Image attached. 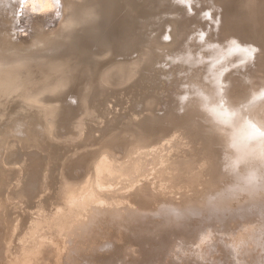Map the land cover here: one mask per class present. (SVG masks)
<instances>
[{
    "label": "rangeland",
    "instance_id": "rangeland-1",
    "mask_svg": "<svg viewBox=\"0 0 264 264\" xmlns=\"http://www.w3.org/2000/svg\"><path fill=\"white\" fill-rule=\"evenodd\" d=\"M224 1L226 0H221V1L220 0H213V1L212 0L211 1L210 0H152V1L130 0L129 3H127V5L126 4L120 5L117 8L118 14H120L121 11L127 14L126 15L124 13L122 15L121 12V15H118L120 19V23L118 24L111 21L114 16L117 17L116 15L117 13L112 15L109 11V16H108L109 20L106 21L107 23H104L106 24L105 26L103 25V27H100V30H98L100 32L103 30L102 32L104 34L102 35L104 37L101 35L102 33L101 32L99 33V35H101L102 38L96 40L94 39L92 40L91 38L89 44L84 50L86 51V54L89 53L86 57L88 58V60L91 58L90 59L91 61L94 59L97 62L96 66L94 67L96 72L95 73L93 72L94 68L92 70V65H89V67L84 66V69L81 72L79 71V74L77 73L78 76L77 74H75V76L72 75L65 67L59 68L57 72V75L60 76L61 78L66 79V76H68V78L70 76L71 77L69 78L68 82L66 80L68 85L64 93L62 92L61 94H59L60 100L57 99L52 103L54 106H56L57 109V112L55 113L53 118V123L56 120V122L54 123V128H56L57 131L56 130L55 131L57 132L58 135L54 133L53 130V134L52 136H50V138L53 139L51 141L52 142L51 144L53 146H58L60 148V151L56 155L54 160L50 159L49 151L45 150L44 148H41L36 144L29 143L28 141L26 143V146L20 148L18 145L14 144L15 145L14 149L17 152L16 157L12 158L10 156L11 152L10 153L5 152L4 146L6 144L10 142L15 143V140L16 141L19 140L20 137L17 136L18 134H20L21 136L23 135L22 137L30 136L31 131L29 130V128H33L32 120L30 119L11 120L9 123H7L6 127L1 129L0 164L3 163L1 165L10 168L13 170V172H15V178L12 181V187L20 189L24 178L25 179L27 178L28 171L33 170L39 173V179H40L39 180L40 185L38 186L39 191L34 196V198L37 200L41 198L43 195H49L51 197L49 203L47 204L49 206L46 207V209H48L46 210L47 213L49 212L48 214H50L51 216L48 215L46 212H44L41 215H35V218L41 220L43 225H47V230L45 232H42L43 233L42 236H44L42 238L46 242L48 241L47 242L48 244H46V246L49 245V247H51L52 250L55 249V252L52 253L50 251L46 257H43V260H45V263L43 264H50L51 260L55 262L54 259L56 258L61 259L62 258L61 255H64L63 258H65L67 257V255L73 254L72 253L73 249L75 250V254H80V256L83 254L85 250L88 251L87 248L85 249L83 246H78L80 241H77V238H72L69 231L68 230L65 231V229L62 231L63 235H65L63 236V238L66 240L64 242L68 243L69 246L68 244L64 243L65 244L64 246L67 245V248L64 247L65 248L64 251L61 250L60 248L62 247V245L59 243L60 242L59 237H61L62 233H59L58 231L57 232L54 231L58 226H60V222L56 223V221L61 220L60 218L58 219V216H60L61 218H63V216L67 218L66 214L64 215L62 214L65 213L64 208L62 207L64 206L65 209L67 208L66 201L64 198L66 197L65 196L66 194L64 192L65 185H68L70 188H72L74 193H76L80 190L79 188H81L82 185L88 180L90 182V186L92 185L91 191L92 194L95 195V197L96 195L98 197L101 196L102 194L104 196L107 195L112 198L114 197L113 199H117L123 204V205H119V207L127 206L128 208H132L133 210L138 211L139 213L145 215L144 220H139L138 222H133V224L132 223L129 224L128 221H123L122 218L123 216L118 214V218H117L116 217L117 214H114L111 216L115 218L109 221L105 220L107 226L106 229L98 227V230L101 231L99 233L104 234L105 237L99 240L98 237H96L92 243L95 244V246H97V248L99 249V252H97V254L101 253L102 255H104L102 256L104 258L107 259L113 258L114 254L119 251L122 254L123 260L131 264L134 263L135 264H225L227 257L229 255H232V257L236 258L239 263L241 262V264L244 263L264 264V246L263 248H259V249L256 248L254 250L256 244L252 241L241 242L237 247H235V251H233V253L230 252L229 255H227L226 253V251L229 250L228 247L231 246L230 244L236 240L235 235H229V233L233 232L234 228L238 226L240 227L243 223L242 217L246 213V210L243 207L248 202H254L253 204H256V200H258L262 194L264 196V121L262 125L254 124L255 122L251 121V115L249 113L250 109L248 108L249 107L248 104L251 105L252 103L254 102L257 103L259 100H261L263 98L262 95L255 93L251 102H246L245 96L244 98H242L241 95V97L236 101V104L234 105L235 108L233 109L231 107L233 105H231L228 101H225L226 99H224L223 95L226 96L228 93L234 94L233 84H235V82L238 83V87L240 88L241 91L243 90V92L249 91L250 87L254 85L253 82L250 84L251 77L253 74V71L250 69L254 68L255 66L254 63H257L254 62L256 61L255 58H257L256 55L262 52L260 50H262L264 43L262 44L261 40L264 39L263 38L264 35H262V33L260 32L261 29H259V27L256 28V26H254L253 24L252 27L250 26L251 23L249 22V18L246 15V6L242 8L243 4L246 5L247 0H244V3L243 0H240L241 3L243 4H237L240 3L239 0H235V3L234 2L231 3L232 0H227L229 2L227 1L224 2ZM259 2L261 1L259 0ZM263 2H261L262 6H264ZM213 3L214 5L218 6L217 9H216L217 6H214ZM261 3L259 4L261 5ZM138 4L140 5V8ZM208 5L209 7H207ZM260 5H258V8ZM210 7L212 8L210 9ZM261 9L264 10V7L259 8L260 11ZM134 10L136 12V16ZM263 10L262 13L264 15ZM140 11L142 12L140 13ZM206 11H210V12H208L207 14ZM262 13L258 12V14L261 15ZM261 15H259L260 18ZM263 15H262L263 19L261 20V24L264 29ZM171 18H173V20ZM245 20H247V24L250 23L248 24V27H250V29L254 28L253 30L251 29L252 31L249 30L248 27H246V30L248 29L247 31L244 29L245 25L247 26V24H245L246 22ZM185 21H188L190 23ZM241 23L245 24L244 26H241L242 30L240 32L242 34L239 32L240 30L239 25ZM185 26H187V28ZM181 27L183 29L185 27L184 29L185 31L181 30ZM135 28L137 31L135 30ZM189 28L192 29L190 30ZM255 29H258V31ZM98 31H96V33ZM128 32L130 33L128 34ZM225 32H227V34ZM243 32H245L244 33L245 35L243 34ZM246 32L248 34L250 32L251 34L248 35L246 34ZM255 32H258V34L256 33L258 37L263 36L261 38L260 37L258 38L259 40L261 39L260 40L261 42H259V40L257 41L259 42L260 48L259 47L257 48L258 44L255 47L256 45V40H254ZM183 33L186 35L185 37L183 36L184 35ZM188 33H191L192 35L191 34L188 35ZM252 34L254 36H252ZM105 35H106L105 40L108 46H106V44L104 45L105 42H103ZM241 35L243 36V38L241 37ZM247 35L250 37L248 38L245 37ZM190 36L193 38H191ZM219 36L221 37L223 36L222 38L223 40L219 38ZM238 36L240 38H237ZM189 37L191 39L189 40V42L193 40L192 42L194 43L191 42L192 43L191 44L188 42ZM252 37L255 44L252 42V39L250 43L247 41L250 40L249 38ZM233 38L238 39L237 40L238 45L236 43L237 48H239L240 45L243 46L242 48L240 46V48L237 49L238 51L242 49L241 52L239 53L236 50V46H234L235 43H232L235 40ZM241 38L245 40L242 41ZM100 39H102L103 41L101 40L102 41L101 42ZM231 39L233 41H229ZM239 39H241L240 41L244 42L245 44L247 41V43H249L250 45L249 46L246 45V46L249 48H247L243 43H240L239 45L240 42ZM182 41H185L186 45L187 44L189 45V48L188 45L186 46L185 42ZM219 41L221 44L219 43ZM230 42L231 44H234L232 45L234 47H231V45H229ZM227 43L229 44L227 45ZM252 43L254 44V48L253 45H251ZM190 45L191 47L193 45H196L195 46L196 50L193 49L194 47H192L191 49ZM260 45H262V47ZM228 47H230L231 50ZM245 47L247 48V51L249 53L246 52ZM234 48L235 50L232 51V49ZM250 48L252 51H250ZM189 49L194 51L193 52L191 50L189 51ZM256 49L258 50L260 49V50L258 51ZM201 50H203V52ZM215 50H217L219 54ZM228 50H230V52ZM187 51L191 52L190 54H195V55L198 54L196 55V57L198 56L200 60H198V58H195V61L193 60V65L195 66L192 65L191 67V65H189L191 64L192 59L194 58L195 55L191 56L192 58L190 57L191 59H189L190 54L188 55L185 54L188 53ZM227 52L228 54L229 53L230 54L228 55ZM251 52H255L256 55ZM234 53L237 54L238 57H236L237 59L234 58L232 60L231 58H233V56L234 57L237 56ZM240 53L243 56H240L241 55ZM262 53L258 55L259 59L264 58L263 57L264 52ZM203 54H207V55H203ZM215 54L217 56L220 55L219 58H217ZM225 54L228 55V56L226 55V58L233 55L228 59L232 61L231 62L232 65L237 64L239 66H232V65L228 66L229 65L228 62L230 60L225 59V57L223 56ZM182 55L184 56L187 55L188 59L191 60V62L186 61L187 59L183 60L184 57ZM261 55H263L262 58ZM244 56L246 59L244 58ZM253 56L256 57L254 58ZM239 57H241L242 59ZM202 58L204 60H202ZM212 58H214L215 61H213ZM205 60L209 63L212 60L213 61L212 65L217 67L215 68L214 66L209 67V65L210 66L212 65L205 62ZM222 60L227 62L223 64ZM198 61H200L199 63L201 64H203L204 62L207 63V65L209 64L208 68L209 69L212 68L211 71H209V69L208 71L207 69L204 70V68H207V65L206 67L202 68L203 66L201 64H198ZM257 61L260 62V60L258 59ZM179 62L180 63L182 62L183 64H179ZM185 62L188 63L189 65L188 67H186L187 63ZM215 63L217 65H215ZM249 63L252 65V67H250ZM218 65L220 67H218ZM245 65L250 67V68L247 67L249 69L248 71L246 70L247 68H244L246 67ZM181 66H184L185 68L184 67L182 68ZM87 68L88 70L85 71ZM189 68L191 69L190 71ZM201 69H203V71ZM223 70H226V72L224 73ZM217 72L221 74H217ZM234 72L237 73L240 72L241 75ZM241 72L245 76L242 75ZM97 73L99 76L96 75ZM212 73L213 74L215 73L216 76L215 74L213 75ZM243 76L245 77V79L243 78ZM242 78L243 80H241ZM229 79L231 80L229 81ZM128 91L130 92L132 91L133 93H135V96L128 99V102L126 101L127 104L126 106L125 104L120 105L121 102L118 100V97L125 95L126 92ZM241 91L240 94L242 93ZM66 96L68 97L65 99ZM221 97L223 100L221 99ZM69 99L74 101L75 105L67 104V101ZM143 99L145 100V102ZM215 100L217 101L215 102ZM195 101H199L202 107L206 109L210 108V110L214 111V116L216 117V121H211L210 117L206 116L203 113L204 111H202L201 109L200 110L190 109L189 106L192 104V102ZM89 102L91 104H89ZM109 102L110 104H108ZM141 102H143V104ZM227 103H229V105ZM238 103H240V106L243 103L242 106L244 105L245 107L244 110L243 107L238 106L239 105ZM117 104L119 105L117 106ZM255 104H252V106H254ZM131 105L132 107L130 111L129 110L130 107L128 108V106ZM79 106H82L83 109H79ZM136 106L141 108H138ZM117 108H119L118 109L119 111L121 110V108L124 110L127 108L126 112H129V114L123 111H121L120 114V112L115 110ZM238 108L240 109L238 110ZM232 110L239 111V112L238 111L234 112L237 114V116L235 114V118L232 116V114L234 113H230V111ZM244 111L246 113H244ZM227 112L230 114L228 115ZM125 113L127 114L126 116ZM226 113L230 119L225 118L227 117L225 116ZM239 113L243 115V118L245 117L244 120H248L247 121L248 123L253 122L254 126L252 129L255 130V132L257 133L255 134L254 131H252V133L248 132L249 134L245 133V131L248 129L247 127L246 130H243L244 132L242 130L238 131L239 135H236L237 136L236 138L238 139L235 138V143L238 146V153L241 158V161L243 162L239 164L237 163L235 167L236 169L235 174L232 180L228 181L227 183L224 182L223 183L224 185L222 184L223 188L220 190V196L222 198L221 203L215 205L217 208L216 209L213 208L212 212L210 211L211 212L210 215L209 213L206 215H202L201 213H198L199 215L196 214L197 216L196 219L198 220V222L192 224L189 220H187V218L189 219V215H184L181 213V211H179L181 207H185V206L183 205L178 207V205H176V202L166 201L167 205L163 204L162 207L165 206V208L164 207L162 208L161 204L159 206V204H153L152 203L153 201L152 202L150 201V203L146 202L147 206L145 204L143 206L144 208L140 207L141 205L139 203H143V202L142 201L140 202L141 199L139 200V198L141 195H143V193H145L144 195H146L147 192L150 193V195L154 193L152 196H154L155 198L161 196L163 197L167 196L168 199L170 198L186 199L189 197L190 198L195 197V194H197V192L201 190L203 187L201 181H202V176H204L205 167H201L200 162L195 159L197 156H195L194 153H191L193 152L192 150H190L192 149L191 144L193 142L191 137L192 130L200 127L204 135H206L208 131L211 130L215 131L219 135V137L222 138L221 141L223 143L224 152L226 154L228 153L233 154L234 149L232 148V146H229L228 144L231 138L229 136L230 129L227 126L225 127L226 124L223 123L229 122V124L233 128L244 129L245 127L237 128L238 126H236L237 120L235 119L238 118ZM107 114L108 116L106 118ZM117 114L118 115L120 114L119 117L121 116V118L119 119L120 121H118L121 123L117 122L118 125L121 124L120 125L121 128L118 127V129H122L124 134L122 132L123 136L121 135L122 137H120L118 141L112 144L113 147L111 146V148H106L103 150L101 149L102 139L104 138L103 141L107 140L108 138H109L108 140H111V138L114 135V131L117 130V128L115 129V127L117 126L116 124L115 126L108 128L105 122L108 121V118L109 119L117 118L118 117ZM64 117L66 118V120ZM246 117L249 118L246 119ZM152 118H158L165 125L166 123L170 122L168 129L165 130L164 127L165 125H164L163 127L161 126L160 128L156 129L154 133L148 134L146 129V123ZM67 119H70V121H68ZM233 119L234 122H232ZM124 120H126L127 122ZM94 122L96 123V125L94 124ZM219 122L221 126L219 125ZM36 123L38 124V127L42 130L43 126L45 125V122L43 120H39L36 121ZM246 123H243V126L244 124L247 125ZM89 124L90 126H88ZM222 124L224 125L223 127ZM101 126L103 129L101 128ZM62 127L66 131L62 130ZM86 127H92V128H87L89 129L88 132ZM94 127H96L97 129H94ZM70 128L71 130H68ZM99 129L102 131H100ZM94 130L96 131L94 132ZM166 131H168V134H166ZM91 132H94L95 134L97 132L99 133L96 134L97 136L93 137L92 136L93 134L91 135ZM242 134L247 136H244ZM54 135H56L57 137ZM43 136L45 137L46 135L42 131L41 137L44 138ZM144 137L149 139L146 142V144L142 143V139ZM255 137L259 138L258 139L259 142L256 140ZM251 139H253L252 142ZM245 140L246 141L250 140V142H246ZM119 142L121 143V145H118L120 144ZM260 142L261 144H259ZM245 143H247L248 147L250 148H247L246 146L247 144ZM158 144L160 148L158 147ZM114 146L115 147L118 146V148L116 147L117 149H119L118 152ZM121 146L122 148L120 149ZM152 147L153 150H150L152 149ZM188 150L190 152V155L189 152H187ZM249 150L252 151V153L251 151L250 153L253 156L250 155V153L248 152ZM123 151L124 153L126 152L125 154H127L125 155V159H122L124 158ZM191 154L194 155L191 156ZM179 158H183V159L188 158L191 164L192 161H194L196 165L197 164L200 165H197L198 167L196 168L194 166L195 164H192L191 168L184 169L181 171L176 164ZM125 160L127 162L128 161L130 162L125 163L126 162ZM133 160L135 161L133 162ZM123 162L125 164H123ZM128 166L129 168H127ZM173 170H175L176 174H174ZM181 174L185 177L181 178L182 176ZM119 177H121V180H119L120 179ZM161 179L162 181L167 182V188H166L167 191H164L165 194L164 193L162 195L158 194L157 197V193L155 190L152 189L153 188L152 185L153 183H156L157 180H161ZM137 185L138 187H136ZM145 186H147L148 189L147 192H144V189H146ZM141 188H143L142 192L138 191L141 190ZM107 190H110V192L109 191L107 192ZM3 195L7 196L6 194ZM7 201L8 203L20 204L19 197H14V198L9 197ZM222 202H224V204H222ZM156 205L158 206V208ZM58 206H60L61 209H59ZM50 208L52 210H50ZM150 209L152 212L149 211ZM1 210L2 207L0 206V211ZM57 210L58 211L60 210V213ZM125 211L126 210H123L122 212ZM148 211L150 212V214ZM175 211L179 214L175 213ZM214 211H216L214 214V218H215L214 222L216 223V225L222 227L221 229L220 227H212L210 225L205 224L206 221L204 220H207L206 216H208V218L210 217L211 220L212 218L211 214ZM263 214H264V210H263ZM49 216L51 218H54V220L52 219L53 222H51V220L48 219L45 220ZM179 217L181 218L179 219ZM184 217H186V219ZM43 220L45 221L43 222ZM183 220L185 221L184 223L182 222ZM178 223L181 225H179ZM133 225L134 227L131 228ZM189 227H191V229H189ZM132 230L134 231L132 232ZM148 232L150 233V235H148ZM55 233L56 235L53 236V234ZM108 233L112 234L113 236L110 235L107 236ZM262 234H263L262 238H264V233ZM46 235L48 238L46 237ZM148 236H150V238L152 237L151 239L154 240V243L158 241L156 243V246L166 242L165 245L166 246L169 245L168 246L169 249L167 247L165 252H160L158 250L156 253L148 256L141 254L142 252L144 253L149 252L147 250H151V248L154 252L155 250L159 249L161 246L160 245L159 247L156 248L151 247L153 241H149L148 238V242H147L146 237ZM130 238L133 240L132 242H129ZM51 239L55 241H52ZM138 242L141 243L142 247L137 248L135 250L133 246H135L134 244ZM16 245L13 244V246H11V244L6 245L5 243L0 246V254H1L0 264H7V263L22 264V261L23 264H36L35 261H37L38 258H41L39 257L41 255V252H39V248L43 244H40V242L30 243V236H27L26 246L24 241H22L21 246H16ZM15 249L17 250L19 256H17L18 254L16 253ZM19 250L21 251L19 252ZM251 250H253V252H251ZM13 251L16 253V256L15 254L13 255V253L12 255L11 253H9ZM89 251L91 255L92 252L91 250ZM109 261H112V259ZM73 264H85V261L80 260ZM107 264H109V262Z\"/></svg>",
    "mask_w": 264,
    "mask_h": 264
},
{
    "label": "bare ground",
    "instance_id": "bare-ground-1",
    "mask_svg": "<svg viewBox=\"0 0 264 264\" xmlns=\"http://www.w3.org/2000/svg\"><path fill=\"white\" fill-rule=\"evenodd\" d=\"M129 1L130 0H0V131H1L2 128L6 127L7 123H9L11 120H15V119H30V120L33 121L32 122L33 128H29V130L31 131L30 132V136L22 137L23 135L21 136L20 134H18L17 136L20 137L19 140H17V141L15 140V143L14 142H10V143H8V144H6L4 146L5 152H7V153L11 152L10 156L12 158L16 157V153H17L16 150L14 149V146L18 145L19 148L20 147H24V146H26V143L28 141L29 143L36 144V145L40 146L41 148H44L45 150L49 151L50 152V159L51 160L55 159L56 155L60 151V148L58 146H53L51 144L52 143L51 141L53 139L50 138V136H52L53 130H54V133L57 134V132H56L57 130H56V128H54V123L56 122V120L53 123V118H54L55 113L57 112V109H56V106H54L52 103H53V101H55L57 99L60 100L59 94H61L62 92L64 93V91L66 90L67 85H68L67 82H68L69 78L71 77L70 76L68 78V76L65 75L66 79L61 78L60 76L57 75V72H58L59 68L65 67V68L68 69V71L72 75L75 76V74H77V73L79 74V71L81 72L84 69V66H88L89 67V65H92V70H93V68L96 66L97 62L94 59L91 61L90 60L91 58L89 59L90 60L89 61L88 58H86L89 53L87 52L88 54H86V51H84V50L86 49L87 45L89 44L91 38H92V40L93 39L96 40V39L102 38L101 35L104 34L102 32L103 30L101 31L102 33L100 31H98V30H100V27H103V25L105 26L106 24H104V23H107L106 21L109 20V17H108L109 16V11H110V13L112 15L116 14L117 13V8L120 5H124V4L127 5V3H129ZM226 1H224V2H226ZM260 1L263 2V0H260ZM227 2H229V1H227ZM232 2L235 3V0L234 1L232 0L231 3ZM239 2L240 3H237V4H243L244 0H243V3H241L240 0H239ZM261 2H259V0H247L246 1V5L243 4L242 8H244L246 6V15L249 18V22L251 23V24L250 23H248V24H250L251 27L253 25L256 26V28L259 27V29H261L260 32L262 33V35H264V29H263L262 24H261V20L263 19L262 18V15H263L262 10L263 9H261V11L259 10V8L264 7V6H262ZM181 3H183V2H181ZM259 3H261V5ZM151 4H153V3H151ZM263 4H264V2H263ZM211 5H212V3H211ZM213 5H214V3H213ZM258 5H260L261 7L259 6V8H258ZM138 6L140 8L139 4H138ZM214 6H217V5H214ZM239 6H241V5H239ZM207 7H209V5ZM211 8L212 7H210V9ZM217 8H218V6L216 7V9ZM155 9H158V8H155ZM138 10H141V9H138ZM203 10H204V8H203ZM121 12H120V14L117 13L116 14L117 17L114 16L111 21L116 23V24L120 23V19H119L118 15H121ZM134 12H135V10H134ZM141 12L142 11H140V13ZM206 12L208 14V12H210V11H206ZM215 12H216V10H215ZM258 12H261L262 15L258 14ZM124 13L122 12V15ZM138 14H137V16H138ZM182 15H183V13H182ZM259 15H261V18H260ZM130 16H132V15H130ZM135 16H136V12H135ZM139 17H138V19H139ZM159 17H161V16H159ZM185 17H186V15H185ZM171 19L173 20V18H171ZM245 21H246L245 24H247V20H245ZM185 22H188V21H185ZM188 23H190V22H188ZM181 24H183V23H181ZM181 24H179V25H181ZM245 24L241 23L239 25V29H240L239 32L242 30L241 26H244ZM248 24H247V26L245 25V28H244L245 30H246V27H248ZM188 25H190V24H188ZM185 27L187 28V26H185ZM185 27H184V29H185ZM101 29H104V28H101ZM152 29H154V28H152ZM184 29L181 27V30H184ZM189 29L191 30L192 28H189ZM248 29L249 30H251V29L253 30L254 28L250 29V27H248ZM135 30H136V28H135ZM255 30L258 31V29H255ZM96 31H98V32L96 33ZM173 31H175V30H173ZM176 32H177V30H176ZM227 32H225V33L227 34ZM250 32H249V34L246 32V34L250 35L251 34ZM99 33H101V35H99ZM123 33H124V31H123ZM129 33L130 32H128V34ZM244 33L245 32H243V34ZM256 33L258 34V32H255V36L253 35L254 33L252 34V36H254V40H256L255 47L258 44V46H257V48H258L259 47V42L262 41L261 43L262 44L264 43L263 42L264 41V39H263L264 37L261 36V37H263L262 38L263 40L260 39L261 40L260 41L258 39L260 36L258 37L256 35ZM261 33H259V34H261ZM189 34H191V33H188V35ZM248 35L245 36V37H247V38L250 37ZM183 36L185 37L186 35L184 34ZM190 37H189V39L187 38L188 42H189V40H191ZM241 37L243 38L242 35H241ZM255 37H256V39H255ZM191 38H193V37H191ZM219 38L222 39L223 36L222 37L219 36ZM237 38H240V37L238 36ZM105 39H106V35H105L104 41L102 39H100V41L102 40L103 42H105L104 45L106 44V46H108ZM233 39H235V38H233ZM241 39H239V41ZM249 39L250 40H247V39L246 40L250 43V41L252 39V42L254 43L253 37L249 38ZM181 40H183V39H181ZM237 40L238 39H235L234 42H232V43H235V45L231 44V42H230V44L227 43V45L229 44V45H231V47L236 46V50H237L241 46L240 43L245 44L244 42H242L245 39L244 40L242 39V41L239 42V45H240L239 48H237V45H238V41ZM258 40H259V42H257ZM185 41H182V42H185ZM192 41H190L189 43H191ZM194 41H195V39H194ZM229 41H233V40L231 39ZM247 41H246L245 46L246 45L247 46L250 45L249 43H247ZM97 42H95V43H97ZM186 42H185V45H186ZM192 43H194V42H192ZM219 43H220V41H219ZM236 43H237V45H236ZM253 43L251 45H253V48H254V44L255 43L254 44ZM117 45H119V44H117ZM227 45H226V47H227ZM232 45H234V46H232ZM195 46L196 45L192 46V47H194L193 49H195ZM260 46L262 47V45H260ZM192 47L190 45L191 49H192ZM226 47H225V50H226ZM242 47L243 46H241V48ZM188 48H189V45H188ZM228 48L231 50L230 47H228ZM247 48H249V47H247ZM247 48H246V52H248ZM191 49H189V51ZM185 50H186V48H185ZM230 50H228V51L230 52ZM233 50H235V48L232 49V51ZM241 50L242 49H240V51L237 50V52L239 53V52H241ZM256 50H258V49H256ZM189 51H187L188 53H185V54H187V55L190 54L191 52H189ZM191 51L193 52L194 50H191ZM201 51L203 52V50H201ZM215 51L217 52V50H215ZM243 51H244V49H243ZM250 51H252L251 48H250ZM260 51L264 52V45H263L262 50H260ZM195 53H197V52H195ZM251 53L255 54V52H251ZM257 53H260V52H257ZM227 54H228V52H227ZM227 54L223 55L226 60L229 57L233 56V55H231L228 58H226ZM260 54H257V55L255 54L257 56V58H255L256 56L255 57L253 56L256 59V61H254V62H257V63H254L255 64L254 68L250 69V70L253 71V74L251 72L252 77H251L250 84L253 82L254 85H252L250 87L249 91H245V92H243V90L241 91L240 88L238 87V83L235 82V84H233L234 85V87H233L234 94H229L228 93L226 96L223 95L224 99H226L225 101H228L233 106L236 104V101L241 97V95H242V98H244V96H245L246 100L245 99L244 100L246 102H251L255 93L262 95L263 98L261 100H259L257 103L256 102L252 103V104L256 103L254 106H252V104L251 105L248 104V106H249L248 108L250 109L249 113L251 115V121L255 122L254 124H258V125H262V123L264 121L263 120V118H264V58H262L263 55H261L262 59H259L258 55H260ZM187 55H185L186 58H185L184 55H182L184 57L183 60L187 59L186 61L191 62V60H189V59H191L192 58L191 56H193L195 54H190L189 55V59H188ZM196 55H198V54H196ZM196 55L192 59L191 64H189V65H191V67L193 65V60L195 61V58H198V56L196 57ZM203 55H207V54H203ZM235 55H237V54H235ZM219 56H217V58H219ZM240 56H243V55L241 54ZM236 57H238V55L235 56V57L233 56V58H231V59L233 60ZM239 58H241V57H239ZM244 58H245V56H244ZM257 59L260 60V62H258ZM198 60H200V59L198 58ZM202 60H204V59L202 58ZM212 60L215 61L214 58H212ZM212 60H211L210 63L207 62L206 60H205V62H207V63L212 65L213 64ZM223 60H224V58H223ZM223 60H222V62H223V64H225V62H227V61H223ZM228 60H230V59H228ZM179 61H181V60H179ZM199 62L200 61H198V64H201ZM201 62H203V61H201ZM231 62H232L231 60L228 62V64H229L228 66L232 65ZM235 62H233V63H235ZM185 63H187V62H185ZM204 63L201 64L203 66L202 68L206 67V65H207V63H205V66H204ZM216 63H215V65H217ZM179 64H183V63L179 62ZM249 64H247V65H249ZM189 65L187 63L186 67H188ZM208 65H207V68H204V70L207 69V71H208V69H209ZM219 65H218V67H220ZM193 66H195V65H193ZM213 66L214 65H212V66L209 65V67H213ZM225 66H227V65H225ZM232 66H239V65L236 64V65H232ZM240 66H242V65H240ZM181 67L183 68L184 66H181ZM215 67H217V66H214V68ZM247 67H249V66H246L244 68H247ZM250 67H252L251 64H250ZM211 69L212 68H210L209 71H211ZM225 69H227V68H225ZM87 70H88V68L85 71H87ZM190 70L191 69L189 68V71ZM201 70L203 71V69H201ZM246 70L248 71L249 69L247 68ZM212 71H214V70H212ZM221 71H222V69H221ZM221 71H218V72H221ZM93 72L94 73L96 72L95 68H94ZM199 72H200V70H199ZM218 72H217V74H221V73H218ZM223 72L225 73L226 70H223ZM227 72H228V70H227ZM231 72H232V70H231ZM215 73H216V71H215ZM234 73H237V72H234ZM78 74H77V76H78ZM83 74H84V72H83ZM207 74H208V72H207ZM237 74H240V72L237 73ZM96 75H98V73ZM242 75H244V74L242 73ZM215 76H216V74H215ZM244 76H243V78L245 79ZM243 78L241 80H243ZM66 80H67V82H66ZM230 80L231 79H229V81ZM70 81H71V79H70ZM220 81H221V79H220ZM225 86H227V85H225ZM69 87H71V86H69ZM119 88H120V86H119ZM211 89H213V88H211ZM118 90H120V89H118ZM70 91H71V89H70ZM207 91H209V90H207ZM207 91H206V93H207ZM240 91L242 92L241 94H240ZM208 93H210V92H208ZM134 96H135V93H133L132 91L131 92L128 91V92H126L125 95H122V96L118 97V100L121 102L120 105L121 104H123V105L125 104V106H126L127 105L126 101L128 102V99H130L131 97H134ZM67 97L68 96H66L65 99ZM217 98H219V97H217ZM221 99H222V97H221ZM216 101L217 100H215V102ZM144 102H145V100H144ZM141 103L143 104V102H141ZM217 103H219V102H217ZM229 103H227V104L229 105ZM243 103H245V102H243ZM67 104L75 105V102L69 99L67 101ZM87 104H88V102H87ZM89 104H91V103L89 102ZM108 104H110V102ZM238 104H239L238 106L239 107H243V110H244V108H245L244 105L242 106V104H241V106H240V103H238ZM118 105L119 104H117V106ZM128 105H130V104H128ZM105 106H108V105H105ZM233 106H231L232 109L235 108V106L234 107ZM65 107H66V105H65ZM131 107H132V105L128 106L129 110L131 109ZM136 107H138V106H136ZM189 107H190V109H193V110L194 109H197V110L201 109L202 111H204L203 113L206 116L210 117L211 121H216V117L214 116V111L210 110V108L206 109V108L202 107V105L200 104L199 101L192 102V104ZM138 108H141V107H138ZM79 109H83V107L79 106ZM104 109H106V108H104ZM118 109L119 108H117L115 110L120 112V114H121V111H123V112L127 111L126 110L127 108L125 110L121 108L120 111ZM226 109H227V107H226ZM239 109L240 108H238V110ZM232 111H230V113H234L236 110H234L233 112ZM105 113H106V111H105ZM126 113L129 114V112H126ZM126 113H125V116L127 115ZM227 113L225 115L227 117H225V118L226 119L227 118L230 119L228 117V115L230 113H228V115H227ZM244 113H246V112L244 111ZM152 114H153V112H152ZM235 114L236 113L232 114V116L234 118H235ZM119 115L117 114V116H118L117 118H112V119L108 118V121H106L104 119L106 121L105 124H107L108 128L112 127V126H115V124H116L117 126L115 127V129L117 128V130L114 131V135L111 138V140H108L109 139L108 138L107 140L103 141L104 138L102 139L101 149H103V150L106 149V148H111L112 144H114V142L118 141V139L120 137H122L123 134H124L122 129H118V127H120V125H121V124L118 125V123H121V122H118V121H120L119 119L121 118V116L119 117ZM247 115H249V114H247ZM107 116H108V114L106 115V118H107ZM111 116H112V114H111ZM236 116H237V114H236ZM102 117H104V116H102ZM122 118H123V116H122ZM248 118L246 117V119H248ZM244 119H245V117L243 118V115H241L240 113H239L238 118L235 119V120H237V123H236V126H238L237 128L245 127L244 129L243 128H241V129L233 128L229 124V122L223 123V124H226L225 127L227 126L230 129V133H229L230 135L229 136L231 138L229 137L230 141H229L228 144H229V146H232V148L234 149V153L233 154H230V153L226 154L224 152L223 143L221 141L222 138H220L219 135L215 131H213V130L208 131L206 133V135H204V133L202 132L200 127L195 128L194 130H192L191 137H192V141L193 142L191 144L192 145L191 146L192 149H190V150H192L193 152H191V153H194L195 156H197L195 159L198 160L200 162V164H201V165L200 164H197V165H200L201 167H205L204 176H202V181H201L203 187H202L201 190H199L197 192V194H195V197H191V198L189 197V198H186V199H182V198L181 199H177V198L168 199L167 196L158 197V194L162 195L164 193V191H167L166 190L167 182L162 181V179H161V180H157L156 183H153V185H152L153 188L151 187L153 190L156 191L157 197L160 198V199L155 198L154 196H152L154 193L152 195H150V193L147 192V190H148L147 189L148 185H147V186H145L146 189H144V192H147L146 195H144L145 193H143V195H141V196L139 195L140 196L139 200L141 199L140 202L141 201L143 202V203H139L141 205L140 207H143L145 204L147 206L146 202L150 203V201L151 202L153 201L152 202L153 204H159V206L161 204V207H162L163 204H166V201L176 202V205H178V207L179 206H183V205L185 206V207H181L179 209V211H181V213L184 214V215H189V219L187 218V220H189L192 224L198 222V220L196 219L197 218L196 214L201 213L202 215H206V214L209 213V215H210V213L212 212V209L213 208H215V209L217 208L215 205L221 203V199L222 198L220 196V190L223 188L222 184L224 182L227 183L228 181L232 180V178L234 177V174H235V170H236L235 167H236L237 163L239 164V163L243 162V161H241V158H240L239 153H238V146L235 143V138L237 137L236 135H239L238 131L246 130V127H247L248 131L246 130L245 133H248V132L252 133V131H254L255 134L257 133V132H255V130L252 129L253 126H254L253 122H249L248 123L247 122L248 120H244ZM39 120H43L45 122V125L43 126L42 130L38 127V124L36 123V121H39ZM65 120H66V118H65ZM67 120L70 121V119H67ZM124 121H126V120H124ZM223 121H225V120H223ZM249 121H250V119H249ZM232 122H234V119L232 120ZM169 123L170 122L166 123V125H165L158 118H152L151 120L147 121V123H146L147 133L148 134H152V133H154L156 131V129L160 128L161 126L163 127L164 125H165L164 126L165 130H167L168 126H169ZM243 123H246L247 125L244 124V126H243ZM94 124L96 125L95 122H94ZM223 124H222V127L224 126ZM219 125L221 126L220 122H219ZM88 126H90V124ZM125 126H126V124H125ZM125 126H124V128H125ZM84 127H85V125H84ZM87 128H92V127H86V129ZM101 128H102V126H101ZM94 129H97V128L94 127ZM62 130H64L63 127H62ZM68 130H71V128L68 129ZM87 130L89 132V129H87ZM42 131L46 135L45 137L43 136L44 138L41 137ZM64 131H66V130H64ZM95 131L96 130H94V132ZM100 131H102V130H100ZM225 131H227V130H225ZM94 132H91V135L93 134L92 135L93 137L97 136L96 134L99 133V132H97L95 134ZM122 132H123V134H122ZM59 134H60V132H59ZM83 134H84V132H83ZM103 134H104V132H103ZM166 134H168V131H166ZM106 135H108V134H106ZM242 135H244V134H242ZM54 136H56V135H54ZM244 136H247V135H244ZM254 136H252V137H254ZM97 138H99V137H97ZM143 139H142V143H145V144L149 140L146 137H144ZM236 139H238V138H236ZM253 139H251V142L253 141ZM258 139L259 138H256V140L259 142ZM239 140H241V139H239ZM246 142H250V140H248ZM254 142H255V140H254ZM245 144H247V143H245ZM259 144H261V142ZM118 145H121V143L118 144ZM246 146H247V148H250V147H248V144ZM116 147L118 148V146H116ZM123 147H124V145H123ZM158 147H159V144H158ZM121 148H122V146L120 147V149ZM118 150L119 149H117V152H118ZM150 150H153V147ZM124 151H123V153H124ZM250 151L251 150H249L248 152L250 153ZM187 152H189V150ZM46 153H48V152H46ZM125 153H124V158H122V159H125V155H127ZM251 153H252V151H251ZM251 153H250V155H252ZM119 154H121V153H119ZM119 154H117V155H119ZM131 155H133V154H131ZM189 155H190V152H189ZM193 155L191 154V156H193ZM131 157H134V156H131ZM107 161H109V160H107ZM134 161L135 160H133V162ZM2 162H3V160H2ZM115 162H116V160H115ZM128 162H130V161H128ZM128 162L126 161L125 163H128ZM125 163L123 162V164H125ZM1 164H3V163H1ZM1 164H0V206L2 207V210L0 211V246L2 244H5V243H6V245L11 244V246H13V244L14 245L17 244L16 246H21L22 245V241L25 242V246H26L27 236H30V243H32V242L39 243L40 242V244H43L39 248V252H41V255L39 257H41V258H38L37 261H35L36 264H43V263H45V260H43V257H46L47 254L50 251L52 253L55 252V249L52 250L51 247H49V245L46 246V244H48L47 243L48 241L46 242L42 238V237H44V236H42V234H43L42 232H45L47 230V225H43L41 220H38L37 218H35V215H41L44 212L47 213L46 210H48V209H46V207L49 206L47 204L49 203L51 197L49 195H43L41 198H39L37 200L34 198V196L39 191L38 190V188H39L38 186L40 185V182H39L40 179H39V173L38 172H35L33 170L28 171L27 178L26 179L24 178L23 183L21 185V188L20 189L19 188H13L12 187V181L15 178V172H13L12 169L7 168V167H5V166H3ZM176 164H177V167L182 171L184 169L191 168V165L195 164V163H194V161H192V164H191L190 160H188V158L187 159L186 158H184V159L183 158H179L178 162ZM197 165L195 164L194 166L197 168L198 167ZM127 168H129V166ZM101 171H102V168H101ZM170 172H172V171H170ZM173 172H174V174H176L175 170H173ZM109 174H111V173H109ZM99 176H101V175H99ZM99 176H97V177H99ZM121 177H123V176H121ZM121 177H119L120 178L119 180H121ZM183 177H185V176L182 175L181 178H183ZM46 180H47V178H46ZM122 180H123V178H122ZM138 185L136 187H138ZM144 185H146V184H144ZM91 188H92V185L90 186L89 180L86 181L82 185V187L79 188L80 190L78 192H76V193H74L72 188H70L68 185H65V188H64L65 191L64 192L66 194L65 195L66 197H64V198H65V201H66L67 208L65 209V207L63 206L62 208H64L65 213H62L64 211H62L61 213L63 215L66 214L67 218H65L64 216H63V218H61L60 216L57 215L58 219L60 218L61 220L60 221H56V223L60 222V226H58L54 230L56 232L58 231L59 233H62V231L64 229H65V231L68 230L69 233L71 234L72 238H77V241H80L78 246H83L85 249L87 248L88 251L85 250L83 252V254L80 256V254H75V250L73 249V252H72L73 254L67 255V257H65V258H63L64 255H61L62 258L61 259H58V258L54 259L55 262H53V260L50 259L51 260V261L49 260L50 264H67V262H68V264H73V263H75L77 261H80V260H82V261L84 260L85 264H104V263L107 264L108 262H109V264H131V263H127L126 261L123 260L122 254L119 251L114 254L113 258H108L107 259V258L102 257L104 255H102L101 253L97 254V252H99V249L92 242L94 241V239L96 237H98V240L105 237L104 234H100L99 233L101 231L98 230V227L106 229L107 228L106 221H109V220L115 218V217H113L111 215L117 214L116 217L118 218V214H120L121 216H123L122 217L123 221H128L129 224L130 223L133 224V222H138L139 220H144L145 219V215L142 214V213H139L138 211L133 210L132 208H128L127 206H122V207L120 206L119 207V205H123V204L119 200L113 199L114 197L112 198V197L107 196V195L104 196L103 194L101 196H98V197L96 195V197H95V195L92 194V191H91L92 189ZM93 190H94V188H93ZM142 190H143V188H141V190H138V191L142 192ZM108 191L110 192V190H107V192ZM3 192H5V193H3ZM3 194H6L7 196H5ZM139 194H141V193H139ZM9 197H12V198L19 197L20 204H18V203H8L7 200L9 199ZM65 201H64V203H65ZM253 203L254 202L246 203V205L243 207V208H245L246 213L242 217L243 218L242 225L240 227L238 226V227L234 228L233 232L229 233V235H235L236 240L233 241L230 244L231 246L228 247L229 250L226 251L227 255H229L230 252L233 253V251H235V247H237L239 245V243L245 242V241L254 242L256 244V247L254 248V250L256 248H258V249L259 248H263V246H264V238H262V235H263L262 233H264V214H263V210H264V196H263V194L260 196V198L258 200H256V204H253ZM222 204H224V202H222ZM163 207L165 208V206H163ZM58 208L61 209L60 206H58ZM157 208H158V206H157ZM50 210H52V209L50 208ZM121 210L122 211L126 210V211L122 212ZM53 211H52V213H53ZM55 211H56V208H55ZM149 211H151V209ZM58 212L60 213V210ZM215 212L216 211H214L211 214V216H212L211 220H210V217L208 218V216H206L207 220H204V221H206L205 224L210 225L212 227H220V226L216 225V223L214 222L215 221L214 220L215 219L214 218ZM175 213H177V212L175 211ZM47 214H45V215H47ZM149 214H150V212H149ZM177 214H179V213H177ZM48 215H50V214H48ZM50 216L48 218H46L45 220L48 219V220H51V222H53L52 219L54 220V218H51ZM180 218L181 217H179V219ZM184 218L186 219V217H184ZM40 219H41V217H40ZM45 220H43V222ZM56 220H57V218H56ZM164 221H165V219H164ZM47 222H49V221H47ZM182 222L184 223L185 221L183 220ZM217 224H218V222H217ZM175 225H177V224H175ZM179 225H181V224H179ZM56 226H57V224H56ZM185 226H186V224H185ZM51 227H53V226H51ZM54 227H55V225H54ZM133 227H134V225L131 228H133ZM221 228L222 227H220V229ZM189 229H191V227H189ZM133 231L134 230H132V232ZM55 235H56V233L53 234V236H55ZM109 235L113 236L112 234L108 233L107 236H109ZM148 235H150L149 232H148ZM63 236H65V235H63V233H62L61 237H59V241H60L59 243L62 245V247L60 249L64 251L65 248H67V245L64 246L65 245L64 243H66L64 241H66V240L63 238ZM46 237H47V235H46ZM148 238H149V241H153V244L151 245V247H155L156 248V247H159L160 245L161 246H160L159 249L155 250L154 252H153L152 248H151V250H147L149 252H145V253L142 252L141 254H143V255L148 256V255L156 253L158 250L160 252H165V250L169 246V245L168 246L165 245L166 242L156 246V243L158 241H156L154 243V240L151 239L152 237L150 238V236H148V237H146L147 242H148ZM98 240H97V242H98ZM52 241H55V240H52ZM52 241H50V242H52ZM57 241H58V239H57ZM132 241L133 240L130 238L129 242H132ZM66 244H68V243H66ZM134 245L136 246V247L133 246V248H135V250L137 248H141L142 247L140 242L135 243ZM31 246H32V244H31ZM68 246H69V244H68ZM168 249H169V247H168ZM89 250H91V252H92L91 255L89 253L90 252ZM20 251L21 250H19V252ZM251 252H253V250H251ZM9 253H11V255L13 253V255L15 254V256H16L17 250H16V253L14 251L13 252H9ZM17 256H19V254ZM111 259H112V261H109ZM215 259H217V258H215ZM17 262H19V261H17ZM25 263H26V261H25ZM22 264H23V261H22ZM225 264H241V262L239 263L236 258H233L232 255H229L227 257V260H226ZM244 264H246V263H244Z\"/></svg>",
    "mask_w": 264,
    "mask_h": 264
}]
</instances>
